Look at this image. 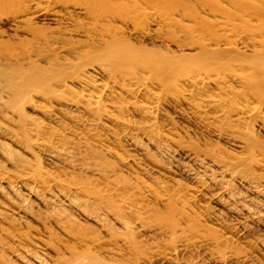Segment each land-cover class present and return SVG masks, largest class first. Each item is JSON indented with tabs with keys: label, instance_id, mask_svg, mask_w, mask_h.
Instances as JSON below:
<instances>
[{
	"label": "bare ground",
	"instance_id": "1",
	"mask_svg": "<svg viewBox=\"0 0 264 264\" xmlns=\"http://www.w3.org/2000/svg\"><path fill=\"white\" fill-rule=\"evenodd\" d=\"M217 3L0 0V25L24 35L12 43L0 34V164L12 169L0 167V264H174L173 253L197 244L210 264L234 259L232 231L222 237V224L221 231L198 223L172 197L159 196L163 186L135 177L145 165L123 156L125 145L156 169L161 163L147 148L162 157L181 154L177 169L195 194H208L210 204L242 220L241 237L251 225L264 228V146L243 128L264 114V21L241 18L244 30L224 19L182 24L195 22L199 11L215 14ZM158 7H176L185 19H166ZM171 27L180 39L158 34L151 43L156 29ZM163 107L182 111L183 122L242 155L201 147L167 123L169 134L159 135ZM258 128L264 131V121ZM156 200L160 208L151 205ZM58 236L67 243L59 250ZM152 236L168 240L158 253L141 241ZM35 249L54 255L45 260Z\"/></svg>",
	"mask_w": 264,
	"mask_h": 264
},
{
	"label": "rangeland",
	"instance_id": "2",
	"mask_svg": "<svg viewBox=\"0 0 264 264\" xmlns=\"http://www.w3.org/2000/svg\"><path fill=\"white\" fill-rule=\"evenodd\" d=\"M190 2H191V0H190ZM218 3H217L218 6L215 5L216 7L215 6L214 7H215V10H217V7H218L219 10H217V12L222 11V8L224 9V14H222L223 11H222V13L220 12L222 14L221 17L219 15L220 13H217V12L216 13L218 15L215 13L217 16L215 14H212L211 12L209 13L210 16H206V15H204L203 13H201L199 11V14H200L199 15V18L195 22H193V23H185V22H183L182 24L187 25V26L197 27L199 24L202 23V19H209V20H212V19H215V20H217V19L219 20L220 19V20H222V19H224V21L227 20V21H230L231 23H233L234 25H237L238 29H243L244 30L246 28L245 27V24L246 23L241 22L242 21L241 18L244 19V20H246V21H250L251 24L255 23L256 20H262V21H264V0H218ZM191 4L193 5L195 3H191ZM219 5H221L220 6L221 8H219ZM248 5H252V7L255 8L254 12H252L254 8L251 9L252 7H249ZM175 8L176 7H173L170 10H166V9L161 8V7H158L157 8V12L159 14H161L162 16L164 15L163 17H165L166 19L167 18L170 19L169 17H172V15H173V19H185L184 17L182 18V15H181L180 12H177L178 15L176 16L177 8H176V10H175ZM124 15L127 16L126 14H124ZM179 15H181V16L179 17ZM139 16H141V14H139L138 17L137 16L136 17L138 19L139 18L140 19H145V18H143L144 17L143 15L141 17H139ZM163 17H162V19H165ZM55 19H61V18L59 16H57ZM24 24L25 23H23V25L21 24L19 26L22 27V26H24ZM42 24L43 23L35 24V26L36 27L41 26L40 28H43L42 26H44V29H47L48 28V30L51 31V29H49L51 27H49L46 23H44L43 25ZM26 25H25V27H26ZM54 27H55V29H57L56 26H53L52 28H54ZM24 28H21V29H24ZM12 29L13 28H10L8 25H0V34H1V37L5 41H10L12 43L13 42L14 43H19L20 40H23L21 38H23L24 35H23V33L21 31H19L17 29L16 30L15 29L12 30ZM48 30H46V31H48ZM145 30H147V29H145ZM149 30L150 31H153V33L155 32V29L154 28H151ZM156 31L157 32H155L154 35L151 32V34L153 35L151 37V43L152 44L154 42V37H156L158 34L170 36L174 40L176 38H179L180 39L179 29L176 28V27L167 28V29H164V31L163 30H157L156 29ZM54 32H55V30H54ZM128 32L124 31L123 34H122L123 35V38L126 39V40H128L127 38H129V39L131 38V36H130V34ZM239 32H240V30H239ZM259 34L260 35H263V37H264V32L263 33H259ZM131 42H133V41H131ZM141 42L144 43V45L149 44V42H147V41H145L143 39L137 40V43L138 44H140ZM27 46L28 47L26 48V51L28 53H29V51L31 53H33L34 51L36 52V49L35 48L34 49L31 48L33 50V52H32V50H30V46L29 45H27ZM46 51H47V49H46ZM29 57L31 59H35L33 57V55H31ZM127 100H130L131 102L133 101V99L132 98H129V97L127 98ZM143 101L145 102L146 100L136 99L135 102L137 104H140V103L142 104ZM37 103H40V100H38ZM31 109H32L31 107L27 109V112L30 115L33 114V112H32ZM179 111H181V110H179ZM179 113L180 112H178V114H177V112L175 110H173V108L163 107L162 109H160L159 115L156 116L157 117V121L159 122V124H158V127L159 128L157 129L159 131V135H162V136L165 135L166 136V134H169V133L165 132V130L163 128L166 125L165 123H167V125L171 124V125H173V127H175L177 129V131H178L177 134L178 135H180L183 138L186 137L187 139L185 138V140H190V139L191 140H194L193 142L197 143L201 147H204V146H206V147H210V146L211 147H214V146H216L217 148L220 149V151H223V153L226 152L227 154H229L231 156L232 155H240V156L242 155V153L239 154L238 151H236V152L233 151L234 149H231L228 145H224L223 142L215 139L213 136L208 135L206 133H203L204 131H201L200 129L196 128L195 126H192L190 123L183 122L179 118V116H180ZM181 113L183 114L182 111H181ZM253 118H252L253 121L251 119L247 120V122L245 123L246 125L243 124V128L246 129L248 127L249 129H247V130L252 133V136L254 137V139L257 140L258 142H260L262 146H264V131L263 130H260L258 128L260 122L261 121H264V114L262 113V114L254 115ZM131 119H132V121H134L136 123V125L137 124L140 125L141 123L143 125L146 124V119H141L140 117H135V119L132 117ZM247 123H249V124H247ZM249 126L250 127L252 126L251 127L252 129ZM187 136H189L190 138L187 137ZM168 137H170V135H168ZM122 150H121L122 151L121 153H122L123 156L126 155V154L127 155H131L132 157L134 156L133 158H136V161L137 162L140 161L139 164L141 165V167L144 166V165L146 166V167L145 166L142 167L144 170L145 169L146 170L148 169L147 170V173L148 174L146 173V170H145V173H144V170L143 171L142 170H139V172L137 171V174H139V175L136 174L135 177H138L139 176L140 179L142 177V179L146 183H148V184L150 183L151 186H153L154 188H157V187L160 188L161 186H163L162 187V190L163 191L162 190L158 191V193H160V192L162 193V194L160 193L159 196L162 195L161 197H164V198H168V197L171 198L172 197L171 200L172 199L176 200L177 203L186 210L187 214L190 217L192 216L191 218H193L194 220H196L198 223H201L203 225H207L208 227H210V226L213 227L214 226L215 228L217 226L220 227V225L222 224L223 225L222 227L227 230V231H225L223 233H220V235H222V237L224 236L225 233H226L225 235H227V237H229V233L228 232H229V230H230V232L232 231L231 233H233V236L230 235L231 239H229L230 242L228 241V244H229L230 250L231 251H235L234 252V255H236V256H235L234 259H231V258L226 259L225 258V261L223 260L219 264H244V263L245 264H264V248H262V244H264L263 243L264 242V228H262L260 226H252L251 225V227L249 229L251 231L248 234L244 235V237H243V235L241 237L242 231H241V228H240L241 227L240 223L241 224L243 223L242 220H239L236 217L234 218L233 216H230L227 213H225L224 211H222L220 207H216L215 205L210 204L209 200L207 201L208 194H207V196H203V197H200L197 194H195V192L193 191V189H194L193 183H191L190 179H188V177H186V175L180 170V168L177 169L178 168V166H177L178 163H181V164L183 163L184 164L182 157H180L181 154H178V153H176V154L174 153V155L171 154L170 156H172V158L171 157L168 158L166 156L168 158L167 159L166 157H162L161 155H159L152 148H150V147L147 148V151L150 154L149 155L150 158L153 159V160H156L157 159L156 161L161 163V165L160 164L159 165L162 166L163 168L162 167H158V169H159L158 170V169H156V168L153 167L155 165H152V164H150V162H148V160L142 155V153H138L137 154L134 151H132L133 149L132 150L129 149L126 145L123 146V149ZM125 151H127L128 153L125 152ZM153 157L156 158V159H154ZM138 158H140V159L142 158V159L139 160ZM144 161L147 164L144 163ZM2 162H4V161L2 160ZM0 163H1V161H0ZM1 164H3V163H1ZM1 164H0V167H2L1 170H3V171H9V170H11L12 171V169H10L7 164L6 165L4 164L3 166ZM40 165L42 167L45 166V164H44V162L42 160L40 161ZM5 166H6V168H5ZM155 167H157V166H155ZM44 168H47L48 170H51L47 166H45ZM154 185H156V186H154ZM148 199H150V198H148ZM146 203L151 204L152 202H146ZM151 205L157 206L159 208L161 207L160 203H158L157 200L155 201V203H153ZM187 205H189V207H185ZM205 207H206V209H205ZM207 208H209V209L207 210ZM207 212H208V214H207ZM209 212H210V214H209ZM215 213H216V219L214 218L213 215H211V214H215ZM202 216H204V217H202ZM205 217H206V220H204ZM212 217L214 219H212ZM199 219H201V220L199 221ZM217 219H218V222L216 221ZM204 221H206V222L204 223ZM33 225H36V224H33ZM35 228H37V230H40V229H38L37 226H35ZM216 229L217 230L218 229L221 230V228H216ZM36 231H35L36 234H40L41 233V231L39 233H37L38 231L37 232ZM41 234H43V232ZM43 236H45V235H43ZM151 238H153V236ZM165 239L166 238L158 237V236L155 237L154 236V238L152 240L150 238L144 237V238L141 239V241H143L144 249H146L148 253L151 251L150 253L153 254L154 253V250H156L155 253H158L157 252L158 251L157 247L158 248H162L163 247L162 245L168 244V240H165ZM54 240H56V241H53L54 242L53 243V245H54L53 248H56L58 250H59V248L62 249V247H64V246L67 245V243L64 242V240L62 238L60 239L59 236H58V238L55 237ZM57 241L60 244L57 243ZM159 241H160V243H159ZM165 241H167V242H165ZM61 243H63L64 245L61 244ZM160 244H161V246H160ZM55 245H57V247ZM155 245H157V246L155 247ZM152 249H153V252H152ZM35 251H36V249H35ZM188 251H186L185 253L184 252H182V253L177 252L175 254L172 252L173 255H174V256H171V258L173 259V263L174 264H200V263L201 264H210L209 263V260H208L209 259L208 258L209 255L206 256L208 253H206L205 251H203V249L200 248L199 244L194 245V247L193 246L192 247L190 246V249H188ZM36 252L37 253H40L41 251L40 250H37ZM203 252H204V254H203ZM41 253L38 254V255H41L40 257L43 256V258L45 260H49L54 255L52 250L49 251V252H45L44 254H41ZM236 253H238V255ZM179 259H181V260H179ZM230 259L232 260L231 262L229 261Z\"/></svg>",
	"mask_w": 264,
	"mask_h": 264
}]
</instances>
